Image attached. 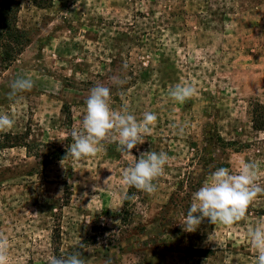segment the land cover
Instances as JSON below:
<instances>
[{"label":"rangeland","instance_id":"1","mask_svg":"<svg viewBox=\"0 0 264 264\" xmlns=\"http://www.w3.org/2000/svg\"><path fill=\"white\" fill-rule=\"evenodd\" d=\"M18 1L16 26L29 42L10 63L0 47V113L15 121L0 132L9 264H50L55 247L83 252L88 264H255L246 234L264 224V195L234 225L205 219L188 233L182 223L192 194L219 167L255 161L264 186V0H53L45 9ZM18 77L34 86L9 99ZM101 83L114 111L138 121L157 114L131 151L171 157L152 194L123 185L134 161L118 141L80 161L65 158ZM177 83L196 90L183 104L168 95Z\"/></svg>","mask_w":264,"mask_h":264},{"label":"clouds","instance_id":"2","mask_svg":"<svg viewBox=\"0 0 264 264\" xmlns=\"http://www.w3.org/2000/svg\"><path fill=\"white\" fill-rule=\"evenodd\" d=\"M112 81L122 86L124 81L113 76ZM34 86L31 78L18 77L10 84L8 98L12 99ZM196 93L190 84L171 86L169 97L180 104L191 99ZM111 88L104 84L94 86L85 101L80 128L71 133L72 143L66 157L80 161L105 151L106 141H118L117 150L131 157L134 163L122 170L121 180L129 189L152 194L156 191L159 177L164 175L165 166L171 159L166 152L153 150L142 153L139 159L131 151L145 142L151 133L157 114L145 112L141 120L129 113L114 111L110 105ZM15 121L6 113H0V132L11 130ZM64 158V159H65ZM259 168L255 161L241 159L236 171L219 167L213 171L202 186L192 194L190 207L184 217L183 230L195 232L202 221L212 225L231 226L245 218L249 206L264 195V186L259 182ZM127 198V197H126ZM251 247L255 250V264H264V224L252 227L247 232ZM9 241L0 236V264H9ZM50 264H88L83 252L77 250L60 257L52 256Z\"/></svg>","mask_w":264,"mask_h":264},{"label":"trees","instance_id":"3","mask_svg":"<svg viewBox=\"0 0 264 264\" xmlns=\"http://www.w3.org/2000/svg\"><path fill=\"white\" fill-rule=\"evenodd\" d=\"M31 2L35 7L45 9L53 2V0H31ZM19 10L20 3L18 0H0V22L2 24L0 38L3 41L0 47L2 49L3 62L5 61L10 63L12 61V54L19 55L22 49L29 42L27 33L20 30L16 26ZM128 206L129 199L127 198L124 202V207L121 214L123 224L127 223L130 218V210L128 209ZM59 238V234L54 235V244L59 243ZM54 255L57 257H60L62 255L59 248H54Z\"/></svg>","mask_w":264,"mask_h":264}]
</instances>
